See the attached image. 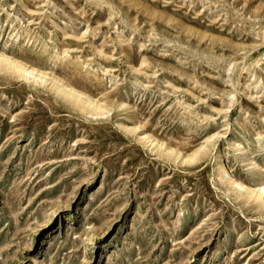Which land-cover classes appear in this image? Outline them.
<instances>
[{
	"label": "rangeland",
	"instance_id": "374dc122",
	"mask_svg": "<svg viewBox=\"0 0 264 264\" xmlns=\"http://www.w3.org/2000/svg\"><path fill=\"white\" fill-rule=\"evenodd\" d=\"M0 54V264H264V0H0Z\"/></svg>",
	"mask_w": 264,
	"mask_h": 264
},
{
	"label": "bare ground",
	"instance_id": "6f19581e",
	"mask_svg": "<svg viewBox=\"0 0 264 264\" xmlns=\"http://www.w3.org/2000/svg\"><path fill=\"white\" fill-rule=\"evenodd\" d=\"M0 61L2 62H6L7 66L8 67H12V68H15L16 70H18L22 75H29L31 77H39V79H43V74L41 73H37L33 68L25 65V64H20L18 63L17 61L15 60H11L3 55L0 54ZM67 90L65 91L67 95L69 96H72L77 103H82L81 106L82 108L84 109H87V108H94V109H97V110H101V106L100 104H98V102H96L94 99L92 98H89V97H83V95L81 93H78L76 90H74L73 88L69 87V88H66ZM170 150L172 152H176L175 154L177 155L178 154V151L174 148H170ZM180 152V151H179ZM195 157V154H188L186 156V160H191V159H194ZM220 157V156H219ZM221 173H222V177H223V173H226L229 175V171L227 170V168L225 166H222L221 168ZM263 174V171H261L260 173V177L261 175ZM231 183H235L237 184L238 186L240 187H244L246 189V192L251 194V192L248 191V187L246 185H244V183L240 180H232ZM257 192H259V194L261 195L263 192H264V181L259 184L258 188L256 189Z\"/></svg>",
	"mask_w": 264,
	"mask_h": 264
}]
</instances>
